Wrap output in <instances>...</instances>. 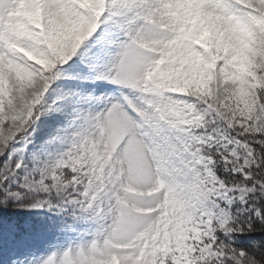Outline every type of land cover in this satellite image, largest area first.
Wrapping results in <instances>:
<instances>
[{"label":"snow or ice","instance_id":"obj_1","mask_svg":"<svg viewBox=\"0 0 264 264\" xmlns=\"http://www.w3.org/2000/svg\"><path fill=\"white\" fill-rule=\"evenodd\" d=\"M0 264H264V0H0Z\"/></svg>","mask_w":264,"mask_h":264}]
</instances>
